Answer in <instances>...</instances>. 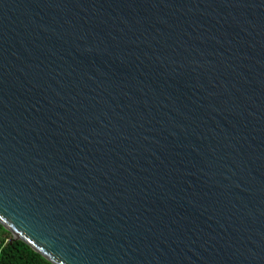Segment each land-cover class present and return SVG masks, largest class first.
Segmentation results:
<instances>
[{
  "label": "water",
  "instance_id": "95a60500",
  "mask_svg": "<svg viewBox=\"0 0 264 264\" xmlns=\"http://www.w3.org/2000/svg\"><path fill=\"white\" fill-rule=\"evenodd\" d=\"M0 224L52 264H264V0H0Z\"/></svg>",
  "mask_w": 264,
  "mask_h": 264
},
{
  "label": "trees",
  "instance_id": "16d2710c",
  "mask_svg": "<svg viewBox=\"0 0 264 264\" xmlns=\"http://www.w3.org/2000/svg\"><path fill=\"white\" fill-rule=\"evenodd\" d=\"M0 264H52L0 224Z\"/></svg>",
  "mask_w": 264,
  "mask_h": 264
}]
</instances>
